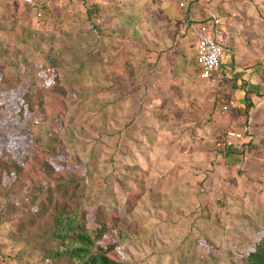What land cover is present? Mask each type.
I'll return each instance as SVG.
<instances>
[{"label": "crops", "instance_id": "0c3cea01", "mask_svg": "<svg viewBox=\"0 0 264 264\" xmlns=\"http://www.w3.org/2000/svg\"><path fill=\"white\" fill-rule=\"evenodd\" d=\"M172 1L37 0L43 6L38 20L25 5L0 0V48L22 50L32 43L36 49L38 42L30 36L38 38L41 32L47 51L59 43L77 47L73 66L84 68L83 76L78 90L67 98L82 104L73 120L67 103L60 138L68 151L74 147L85 161L99 163L93 173L103 197L100 205L116 210L125 204V196L136 194L133 224L148 228L150 234L154 231L149 228H174L176 241L179 228L209 224L213 218L207 211L219 201L222 206L215 210L230 211L228 175L237 174L243 161L250 162V155L242 158L246 147L255 148V153L264 149V28L243 0H185L186 21L202 26L199 21L209 19V27L217 20L213 35L224 47L220 65L225 85L213 75L210 81L202 80L195 45L187 47L183 41L182 5L178 8ZM70 3L76 11L57 9ZM90 4L109 6V21L86 19ZM74 55L58 58L63 68L59 78H65ZM240 85L252 93L246 114ZM72 122L77 126H69ZM227 130L241 135L232 147L223 146ZM94 140L100 149L88 154ZM106 159L111 162L108 168ZM107 178L108 187L103 184ZM146 212L164 213L150 217ZM214 221L223 226L229 215L220 212ZM134 240L133 257H142L145 240ZM160 242L170 250L169 240ZM166 253L161 248L160 257L171 255Z\"/></svg>", "mask_w": 264, "mask_h": 264}, {"label": "rangeland", "instance_id": "374dc122", "mask_svg": "<svg viewBox=\"0 0 264 264\" xmlns=\"http://www.w3.org/2000/svg\"><path fill=\"white\" fill-rule=\"evenodd\" d=\"M184 1L173 0L172 2L178 8H183L181 17L182 21H185L183 23L185 33L182 37L183 41H186L187 47H189L195 45L196 35L193 28L196 25L191 24L192 21H186L188 7L185 4L187 1ZM200 1L203 4L206 3L205 0ZM243 2L253 8L255 17L253 20L257 22L259 27L264 28V0H243ZM57 9L64 11H68L67 9L77 10L71 3L59 6ZM184 17L185 20H183ZM207 21L209 19L201 20L199 23H203L202 27H205ZM30 37L32 42H38L36 49H34L32 43H25L27 48L22 50L9 51L3 47L0 48V92L12 91L10 93L14 96L22 88L27 90L25 97L22 99H28L26 97L31 95L30 92L35 91L34 88L40 85L35 76L37 72L34 66L45 67L50 71L54 69L58 76L57 85L63 89L66 95L64 98L65 107L67 108L68 103L69 109H67L73 113L71 117L75 120L77 114L74 111H78V106L82 103L75 98L68 99L67 96L78 90L77 82L83 76L81 69L84 68L73 66V63L76 64L74 59L77 58L74 54L78 53L77 47L74 46L73 48L70 44L63 47L59 43L57 45L53 44V47L47 51L45 50L47 48L45 36L42 32L38 33V38L34 34ZM29 46L33 48L29 49ZM67 54H73L74 56H70L69 62L71 64L68 68H65V78L61 79L59 74L61 75L60 70L63 68L58 58L65 59ZM223 59L222 56L221 62ZM40 62L42 65H38ZM219 70V68L215 70L213 76H217L220 85H225L227 79ZM64 81H69L72 86L66 87L69 85H67L68 82L64 83ZM16 89L18 91H14ZM29 99L32 100V97ZM8 103L9 99H6V104ZM14 103L12 102V105H15ZM215 107L219 109L220 103L217 102ZM67 109L62 115V126H65L64 120ZM225 115L227 116V114ZM39 119L40 116L37 114L28 115L24 118V126L30 134V138L25 141L10 139L7 131L3 132L7 138L0 137L3 142L2 151L12 152L13 157L10 160L11 163L7 162L4 157L0 159V177L3 175L0 178V264H71L66 257H51V253L58 244L49 236L52 228L51 217L53 213L57 215L59 209L62 215L74 212L76 218L81 219L86 210L94 207L97 223L107 231L113 229L116 232L117 244L125 246L127 261L133 264H242L243 256L249 252L253 243L264 236V149L261 153H255V148L246 147V155L244 154L242 158L246 157V160H248V155H250L252 159H249L250 162L243 161L246 164L243 163L244 166L239 165L237 174L230 173L228 175L229 184L225 186V194H227L226 197H229L230 211L228 212L227 209L224 211L215 210L222 206L221 201H219L218 204L214 205V210L207 211L208 216L213 218L209 224L202 220L204 221L202 225L179 228L176 234L179 233L180 237L175 241L173 240L175 236L173 233L174 228H149L154 231L150 234L147 233L148 228L133 224L132 210L127 211L125 216L120 218L121 220L117 219L111 222L110 218H113L111 214L115 213L114 208H111L110 205L102 206L99 204L100 199L103 197L100 189L96 187L97 176L93 173L94 168L98 167L99 163L94 165L92 161H85L84 157L79 156L73 150L74 147H71L72 152L68 151L64 141L59 136L62 128L58 129L56 133H53L54 130L52 131V134L59 140L55 138L53 144L49 142L47 132L52 130L49 126L50 121L48 119L42 122ZM76 123L72 122L69 126H77ZM54 126H57V124L55 123ZM15 127L13 128L15 129ZM48 128L50 129L48 130ZM230 129L241 130V126ZM21 132L16 134H22ZM12 134H15L13 129L11 130ZM41 142L47 144H40ZM95 142V140L92 143L89 142L90 147L93 148L87 147L88 154H92V150L95 153L100 149L97 145H94ZM61 144L62 146H60ZM262 145L264 148V142ZM47 148L53 152L63 148L71 158L70 161L65 162V167H55L54 170H58L60 176L54 175L47 167L42 166L44 157L40 152L45 151ZM96 157L98 158L97 155ZM38 159L41 160L40 163L35 162ZM109 162V159L105 160L104 164L107 168L111 163ZM2 165H5L7 170H11L8 175H4L5 169ZM78 165L86 168L83 189L78 188L80 186ZM241 180L244 181L243 184H241ZM105 181H107L106 184L105 182L103 184L107 186L109 178ZM223 191V189L219 190V192ZM126 200L127 196H125L124 202ZM33 205H36L37 210L32 213L29 209ZM54 206L57 207L56 211H54ZM220 212L229 215V222H225L223 226L217 225L214 221ZM157 213L159 216H163L164 212H154V214L153 212H146L144 215L149 214L152 217ZM143 230H145V234L141 235ZM135 236L145 240V251L141 250L142 252H140L142 257H133L135 256L133 252L135 251ZM161 239L169 240L170 250L167 248L168 246L161 244ZM30 240H33L34 243ZM161 248L167 252L166 255L169 253L171 255L167 258H161ZM155 253H158L159 257H155Z\"/></svg>", "mask_w": 264, "mask_h": 264}, {"label": "trees", "instance_id": "16d2710c", "mask_svg": "<svg viewBox=\"0 0 264 264\" xmlns=\"http://www.w3.org/2000/svg\"><path fill=\"white\" fill-rule=\"evenodd\" d=\"M109 11V6L90 4L85 7L86 19L90 20V18H97L101 22H107L109 21L107 18ZM34 68L37 72L35 76L40 85L34 88L35 91L30 92L31 95L26 97L28 99H22L27 93V90L22 88H20L18 94L14 96L10 93L12 91L0 92V137L7 138V136L3 134L4 131H7V135L9 134L8 137L10 139L22 141L29 139L30 134L24 126V118L28 115L31 116L32 114H37L40 116L39 120L42 122L43 120L45 121L49 119V126L52 130H49L50 128H48L47 139L53 144V140H55L56 136L52 134V131L54 130L53 133H56L58 129L63 127L61 120L62 115L66 111L64 104V98L66 95L63 89L57 85L58 76L54 69H52L53 71H50L45 67L37 65H35ZM219 69L221 72V65L219 66ZM239 87L243 93L244 99L243 112L246 114L252 106V103L248 98L252 93L245 90L244 85H240ZM14 91H18V89ZM21 94L22 96L20 97ZM31 97L32 100L29 99ZM6 99H9L8 104H6ZM12 102H15V105H12ZM55 123L57 126H54ZM14 126H16L15 129L13 128ZM12 129L15 134L11 135ZM20 132L22 134H16ZM19 143L21 144V142ZM2 144L3 142L0 140V159L1 157H4L7 162L11 163L10 160L13 159L12 152L2 151ZM40 144L45 145L47 143L41 142ZM60 146H62V144ZM40 154L44 157L42 166L47 167L49 171L56 176H60V172L54 170L55 167L63 168L65 167V162L71 160L63 148L62 150H56L54 152L47 148L45 151L42 150ZM35 162L40 163L41 160L38 159ZM21 164L23 165V163ZM2 166L5 169L4 175H8L11 170H7L5 165ZM78 169L80 172L78 175L80 186H78V188L83 189L86 168L82 165H78ZM137 197L138 195L136 194H129L125 204L116 209L114 214H111L113 217L110 218L111 222L117 219L121 220L120 218H123L126 212L132 209L133 203ZM56 209L57 207L54 206V211H56ZM29 210L32 213L35 212L37 210L36 205L31 206ZM95 215L94 207L90 210H86L81 219L76 218V213L74 212L68 215H62L61 210L59 209L57 215H54L53 213L51 217L52 228L49 236L57 241L58 244L51 253V257H66L71 264H133L127 261L125 256V246L117 244L115 238L116 232L113 229L108 231L105 230L97 223ZM30 241L34 243L33 240ZM242 261V264H264V236L253 243L249 252L243 256Z\"/></svg>", "mask_w": 264, "mask_h": 264}, {"label": "built area", "instance_id": "2783aa9c", "mask_svg": "<svg viewBox=\"0 0 264 264\" xmlns=\"http://www.w3.org/2000/svg\"><path fill=\"white\" fill-rule=\"evenodd\" d=\"M19 4L25 5L34 12V16L39 18L42 14V5L37 0H12ZM60 2H71L74 0H54ZM217 24V20H212L209 27L197 25L194 29L195 40V63L198 69V76L202 80L210 81L213 72L220 66L223 56V46L215 39L212 27ZM225 110V107H223ZM239 133L227 130L224 132L223 146L232 147L233 142L240 140Z\"/></svg>", "mask_w": 264, "mask_h": 264}]
</instances>
